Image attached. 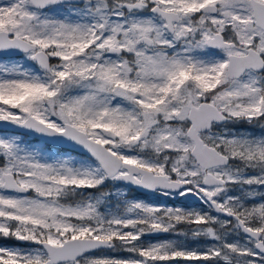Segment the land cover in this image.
I'll return each mask as SVG.
<instances>
[{
    "label": "snow or ice",
    "instance_id": "obj_1",
    "mask_svg": "<svg viewBox=\"0 0 264 264\" xmlns=\"http://www.w3.org/2000/svg\"><path fill=\"white\" fill-rule=\"evenodd\" d=\"M0 124V264H264V0H0Z\"/></svg>",
    "mask_w": 264,
    "mask_h": 264
},
{
    "label": "rangeland",
    "instance_id": "obj_2",
    "mask_svg": "<svg viewBox=\"0 0 264 264\" xmlns=\"http://www.w3.org/2000/svg\"><path fill=\"white\" fill-rule=\"evenodd\" d=\"M6 131H0V134H4ZM27 139H31L33 142L38 143V139L33 138L31 136L26 137ZM73 155H78L77 153H72ZM131 196H134L136 198L139 199H146L149 202H153V203H167L169 205H181L182 201L177 199V200H170V199H166L164 197H158L155 194H144V193H139L137 191L133 192L130 194ZM160 238H165L164 236H161ZM170 238V237H169ZM151 239H156L155 237L151 238ZM11 243V242H9Z\"/></svg>",
    "mask_w": 264,
    "mask_h": 264
},
{
    "label": "water",
    "instance_id": "obj_3",
    "mask_svg": "<svg viewBox=\"0 0 264 264\" xmlns=\"http://www.w3.org/2000/svg\"><path fill=\"white\" fill-rule=\"evenodd\" d=\"M10 130H12L11 126H5L3 124H0V131H10ZM31 137L38 139L35 136H31ZM137 191L143 193L142 190H137Z\"/></svg>",
    "mask_w": 264,
    "mask_h": 264
},
{
    "label": "trees",
    "instance_id": "obj_4",
    "mask_svg": "<svg viewBox=\"0 0 264 264\" xmlns=\"http://www.w3.org/2000/svg\"><path fill=\"white\" fill-rule=\"evenodd\" d=\"M32 139H33V137H32ZM138 192V191H137ZM140 193V192H139Z\"/></svg>",
    "mask_w": 264,
    "mask_h": 264
}]
</instances>
